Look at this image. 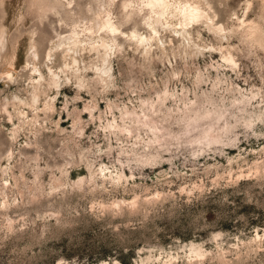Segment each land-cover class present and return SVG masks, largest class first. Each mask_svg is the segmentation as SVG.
<instances>
[{
	"label": "rangeland",
	"instance_id": "1",
	"mask_svg": "<svg viewBox=\"0 0 264 264\" xmlns=\"http://www.w3.org/2000/svg\"><path fill=\"white\" fill-rule=\"evenodd\" d=\"M209 1L232 30L225 39L202 22L187 39L158 24L162 43L147 54L118 37L110 83L97 79L102 52L84 51L78 89L60 56L48 64L61 87L47 84L43 57L38 83L30 49L44 31L41 56L69 39L72 20L97 41L94 14L77 4L101 0H77L71 21L57 12L62 0H0V264H264V0L246 13L262 28L258 43L237 30L251 0ZM114 2L125 34H150L149 0ZM35 86L37 104H14Z\"/></svg>",
	"mask_w": 264,
	"mask_h": 264
},
{
	"label": "bare ground",
	"instance_id": "2",
	"mask_svg": "<svg viewBox=\"0 0 264 264\" xmlns=\"http://www.w3.org/2000/svg\"><path fill=\"white\" fill-rule=\"evenodd\" d=\"M218 1L220 4H227L229 0ZM62 2L63 4L60 2L56 3L57 12H61L63 14L64 20L70 19L69 21H71V18L69 17V14H71L70 7L73 6V3H77V0H62ZM252 3L253 0L246 2V8L244 11L245 14L242 18L237 16L236 13L235 17L238 22L237 30L242 31L247 39L253 41L254 43H258V37H260L262 33V28L256 21L246 17V13L251 10ZM90 7L91 6L82 8L81 3L77 4V8L81 13L83 12V14H90L92 12V14H94L90 19L92 21H97L96 27H98L97 32H99L97 41L89 39L90 37L87 35L86 36L88 38L83 39L76 28V24H74L75 21L72 20V22H70L71 26L69 29L70 38L68 39L66 37L65 41H57L51 43L50 47L47 49L43 56H41V47H47V42L51 41L47 37L48 31H44L45 37L32 43L30 49L29 64L31 66V70L37 73L39 76L38 83L42 82V80L44 81V77L42 76L41 72L42 67L39 63L41 61V57H43V65L48 68L50 76L48 80L49 83L47 84H50V86L56 88L61 87L58 72L53 70V68L48 64L52 63L56 59V57L60 56L62 61L60 71L62 73H70L75 78L77 84L76 86L78 89L86 88V84H84V78L80 75L79 71L81 54H83L84 51L97 50L102 52L101 68L96 69L97 79L99 81H102V83L107 86L112 79L110 57H108V55H110L115 50L120 49L118 37L125 38L130 42H135V45L142 47L144 52L147 54L150 51L152 42H156L158 44L162 43V40L159 37L160 34L158 24L168 25L169 28L171 27L177 35H181L184 39L191 38V34L189 33V26L197 22H202L206 26H209L210 29H212V31L217 34L216 36L221 37L222 40L232 32V30L228 31L224 24L216 20V7L213 2L209 0H152L151 2L149 0V3H146V6L144 8L145 10H149L151 13H153L156 18L155 20H152V17L151 21L148 23L151 29L150 34L148 35L137 31L133 32L131 35H127L120 29L119 25H117L115 21L116 17L114 11V0H101V4L97 7L92 9ZM124 10V18L128 20L131 16V13L127 5L124 6ZM84 32L88 35H93V27L86 28ZM57 36L60 37V34L58 33ZM6 37V29L3 25L0 24V53L5 48ZM220 52H223L222 54L224 61L229 63L234 68L238 66L231 48H224L222 46L220 47ZM37 93V86H35L34 93L32 94L31 100L29 102L22 101L19 98H14V104L17 103L18 105L25 106H31L35 103L37 104ZM86 109L92 114L93 110L91 107H86ZM45 110L54 111V105L45 104ZM17 114L19 116V119L26 118V114L22 110H18ZM127 114L129 113L127 112ZM145 117L149 119L146 113ZM138 122L140 123L142 122V120L139 119ZM114 123L116 124L115 120ZM107 129L119 130L117 125H108ZM3 142L1 141L0 143ZM121 203L122 202H117L116 204H114V206L120 207Z\"/></svg>",
	"mask_w": 264,
	"mask_h": 264
}]
</instances>
